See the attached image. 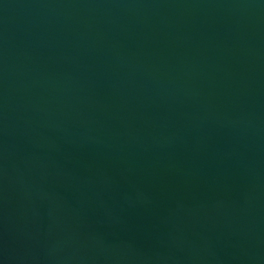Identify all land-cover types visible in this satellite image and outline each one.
Here are the masks:
<instances>
[{"label": "water", "instance_id": "obj_1", "mask_svg": "<svg viewBox=\"0 0 264 264\" xmlns=\"http://www.w3.org/2000/svg\"><path fill=\"white\" fill-rule=\"evenodd\" d=\"M0 264H264V0H0Z\"/></svg>", "mask_w": 264, "mask_h": 264}]
</instances>
